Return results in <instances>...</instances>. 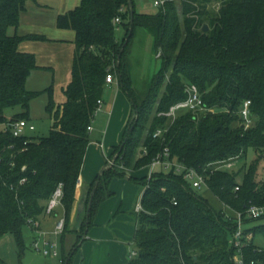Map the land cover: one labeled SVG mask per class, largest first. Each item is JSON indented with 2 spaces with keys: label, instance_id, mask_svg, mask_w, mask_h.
Instances as JSON below:
<instances>
[{
  "label": "trees",
  "instance_id": "1",
  "mask_svg": "<svg viewBox=\"0 0 264 264\" xmlns=\"http://www.w3.org/2000/svg\"><path fill=\"white\" fill-rule=\"evenodd\" d=\"M26 1L0 0V237L12 233L23 246L24 224L29 218L47 215L48 200L62 183L65 228L61 235L76 231L72 252L78 249L87 215L80 230L70 228V218L90 143L88 126L97 115L107 74L112 73L136 116L130 118L121 142L111 151V155L117 154L116 164L106 162L91 184L87 203L99 179L88 227L99 204L112 193L111 180L149 166L169 146L173 160L206 176L207 190L221 206H215L174 167L155 170L151 176L129 174L144 189V210L135 213L138 253L127 264H235L236 248L230 240L236 221L234 216L228 217L223 205L243 210L250 202L264 204V184L257 179L259 161L231 170L221 164L238 160L250 147L260 152L259 158L264 154V0H220L214 13L206 8L210 0H165L155 12L138 10L133 0L131 35L129 0H81L57 17L59 27L76 31L72 80L65 88L66 101L59 105L53 100L51 86L27 88L31 72L39 65L34 53L19 49L22 40L46 36L8 32L18 25ZM116 16L121 18L119 24L114 22ZM121 24L125 33L118 38ZM136 27L151 32L162 59L144 96L138 95L128 61ZM190 83L198 86L204 103L216 111L184 109L174 120L160 114L187 97ZM43 90L50 93L46 109L53 118L48 135L15 136L2 128L3 123L16 119L30 120L31 100ZM246 99L252 102L253 119L247 128L240 114ZM17 106L19 112L6 115L7 108ZM159 127L167 128L164 139L153 135ZM251 229L264 237V222ZM243 251L248 260H264V246L255 240ZM0 264L10 263L0 258Z\"/></svg>",
  "mask_w": 264,
  "mask_h": 264
},
{
  "label": "crops",
  "instance_id": "2",
  "mask_svg": "<svg viewBox=\"0 0 264 264\" xmlns=\"http://www.w3.org/2000/svg\"><path fill=\"white\" fill-rule=\"evenodd\" d=\"M80 2L81 0H27L25 8L20 14L18 25L8 29L11 35L36 33L46 36V39H25L19 43V49L21 51L32 52L36 55L39 65L38 68H35L31 72L27 81V88L29 90H42L52 84L55 87L56 96L60 99L59 101L61 104L66 101L67 97H62L59 93H62V89L65 90L72 80L73 60L76 50V31L72 28L59 27L57 25V17L59 14L73 9ZM138 10L143 11L142 9ZM119 31L121 33L120 25L117 27L118 38H120L118 35ZM115 86L117 88L115 92L116 98L112 106L107 110L110 113V117L106 127L102 130V139H91L86 150L76 187V200L73 207V215H75L74 220L76 219L79 201L84 196H86V199L88 198L91 184L96 179L98 170L102 165L98 151L95 150L94 146L98 144L102 148H105V145L109 144V148L112 151L122 140L123 135H120V130L124 125L126 128L130 120L131 115L125 123H122V121V124L118 122L125 117L126 102L123 101V98H125L123 94L126 95V93L119 86L116 78L113 82H108L106 84L107 89L115 88ZM35 98H33L30 103V121L36 125L34 120L37 116L34 110ZM106 99L107 95L104 93L102 98L103 105L98 113L103 108L105 110L104 104L106 103ZM46 105L47 103L45 104V108ZM119 107H121L122 111L117 119L116 113ZM19 111L20 109H16L15 113ZM116 126L119 127L118 130L116 129L115 131ZM95 130L96 126L93 125V129L90 133ZM29 134L33 135V132H29ZM148 172L149 166L139 170H128L130 175L139 177L148 174ZM117 182H120L119 179L112 180L110 186L112 193L99 204L93 217V224L88 228L86 238L79 242V247L74 253L71 251V260L74 256L73 264H127L131 257V253L136 250L134 248V233L137 221L135 217H130L129 212L132 207H129L139 196L141 197H139V200L142 199L144 189L143 187L139 188L138 185L130 186L129 183L125 184L124 189L117 188ZM60 209L61 211H59ZM133 210L135 214L137 212L136 205L133 206ZM55 211L56 213L44 215L39 219L41 228L48 231L46 235L42 236V246H44L45 240H51V235L57 236L50 233L56 220H53V217L57 218L59 215H63L64 211L61 206L56 208ZM66 234L64 236L65 238ZM38 237V233L36 232L34 239ZM75 241L73 242V240H71L72 247Z\"/></svg>",
  "mask_w": 264,
  "mask_h": 264
},
{
  "label": "rangeland",
  "instance_id": "3",
  "mask_svg": "<svg viewBox=\"0 0 264 264\" xmlns=\"http://www.w3.org/2000/svg\"><path fill=\"white\" fill-rule=\"evenodd\" d=\"M136 1V7L138 9H142L143 11H150V12H155L159 9V5H156L154 3L155 0H135ZM178 3H180L181 0H176ZM200 9L203 8V5L201 3H198ZM221 6V1L220 0H210L206 3V8L208 11L214 13L219 10ZM197 6V9H199ZM121 27V33L120 31L118 32V35L120 38L123 37L125 33V27L123 24L120 25ZM12 29V28H11ZM158 49L153 43V35L151 32H149L147 29L144 27H136L135 29V34L132 37V41L130 44V51H129V56H128V61H129V66H130V71L132 74V79L134 86L136 90L138 91V95L144 96L146 94V91L148 89V86L150 82L152 81L154 75L157 73V71L160 69L162 66V59L158 56ZM52 87V97L56 105L61 104L60 99H58V96H56L55 93V87L54 85L50 84L48 87ZM116 86L115 88H105V95H107L106 103L105 105V110L104 108L96 115L93 125L96 126V130L94 132L90 133V140L91 139H102V130L107 125V122L110 117V113L107 111L115 101V92H116ZM123 93V92H122ZM59 95H62V97H66L65 90L62 89V93H59ZM125 98H123L126 103V111H125V117L123 120H119L118 122L125 123L129 116L132 119L136 116L135 112L136 110L133 108L132 102L125 94H123ZM50 93L46 90H43L36 98H35V113H37L35 117V122H36V129L31 131L33 132V136L35 137H41V136H46L49 134L50 129L53 124V118L50 113H48L47 109L45 108V104L49 100ZM46 101V103H45ZM16 109H20V107H10L5 110L6 115L12 116V114L15 113ZM121 107L118 108V111L116 113L117 119L118 116L121 114ZM97 121V122H95ZM121 123V124H122ZM119 126L115 127L118 130ZM1 129V125H0ZM125 129V125L122 127L120 130L121 134L123 135ZM94 146L95 150L98 151V154L100 156V159L102 161V165L98 170V174L101 170V168L106 164L107 162V156L111 153V149L109 148V144L105 145V148L99 146ZM260 152L256 151L254 148L250 147L246 154L242 157H240L238 160L235 161V164L229 168L231 169H239L241 167H244L246 165H249L253 162L259 161V173L257 172V179L258 177L261 178L263 184H264V154L262 158H259ZM162 166H156L154 170L162 169ZM150 170V168H149ZM119 179L120 182L116 183L117 188H122L124 189L125 184L129 183L130 186L132 185H138L139 188H141V184L138 182L131 180L129 178V173L126 176H115L112 180H117ZM111 180V182H112ZM110 182V186H111ZM240 183V182H239ZM199 192L206 194V196L210 199V201L215 205L220 207V203L216 200V198L207 190V186L203 185L201 188H197ZM140 190V189H139ZM141 195V193H140ZM140 197V196H139ZM139 197L137 200L135 199L133 203L130 205L129 208H131V211L129 212L130 217L134 218V210L133 206H135L140 200ZM141 198V197H140ZM138 201V202H136ZM59 208V207H58ZM133 210V211H132ZM61 211V209L59 210ZM61 213V212H60ZM73 211L71 213V218H70V228L74 226L75 220H74ZM56 218L53 217V220ZM54 222V221H53ZM259 222H264V218L260 220H256L253 222L259 223ZM66 238L62 235L58 236H52L50 237L51 240H56L57 242V249L59 251V254L56 256L53 255H46L44 254L41 250L37 249L34 246V241H35V236L36 232L33 229V227L26 222L23 226L22 230V236H23V242L24 245L20 246L16 236L12 233H7L0 237V257L7 262L11 264H16L21 260V264H68V259L70 258V254L72 251V245H71V240L73 242L76 240V231H68L66 232ZM72 242V243H73ZM76 242V241H75ZM255 242L258 245L264 246V237L262 234H257L255 237ZM79 244V243H78ZM71 245V247H70ZM135 248V245H134ZM74 263V256L73 259L71 260L70 264Z\"/></svg>",
  "mask_w": 264,
  "mask_h": 264
},
{
  "label": "built area",
  "instance_id": "4",
  "mask_svg": "<svg viewBox=\"0 0 264 264\" xmlns=\"http://www.w3.org/2000/svg\"><path fill=\"white\" fill-rule=\"evenodd\" d=\"M165 2V0H155L154 3L156 5H161ZM123 9V8H121ZM121 18L120 16H116L114 18L115 23H120ZM161 51L158 52V56H160ZM115 77L112 73H108L106 77L107 82H113ZM187 97L185 99L179 100L172 104L168 110L160 112V114H164L169 116L172 120H174L180 111L184 109H192L197 112H212L214 113L216 109L214 107H208L203 100L202 93L200 92L198 86L194 83H190L186 87ZM251 100L246 99L243 102V105L240 110V114L242 117L243 125L247 128L249 127L253 119L251 117ZM103 100L98 99V107L95 111V115L98 111L102 108ZM94 121V120H93ZM93 121L89 124L88 129L91 131L93 129ZM2 128L7 130L10 129L15 136L20 135H30L29 132L36 129L35 123L32 121L21 118L16 119L10 122H6L2 124ZM167 131V128L159 127L154 131V137H163L164 133ZM144 153H146V149H144ZM115 155L109 154L107 156V163L108 166H114L115 163ZM236 160L230 159L226 162H223V166L225 167H232L235 164ZM156 166H162L165 169H170L174 167L177 172L183 173L184 177L190 181L191 186L194 188H201L203 185L207 186L206 183V176L192 167H187L185 164L179 161H175L171 158V151L169 146H164L163 149L156 154L153 161L149 165V172L148 175L151 176L152 172H154ZM25 178L21 180L23 182ZM236 190L239 189V185H236ZM62 197H63V184L59 183L56 189L54 190L52 196L48 200L45 212L47 214H52L56 208L62 206ZM224 211L230 217L231 215L234 216V220L236 221V230L234 231L231 237V244L234 248H236V253L234 254L233 260L235 264H264V260L260 259H251L248 260L244 251L243 247L248 243H252L255 240L256 234L251 229L253 227L254 221H246V219H259L264 217V204H256L254 202H250L245 204V208L243 210H236L228 205H223ZM144 210V206L142 201L140 200L136 204V211L140 212ZM28 223L33 227V229L38 233V238L34 241V246L41 250L46 255H53L56 256L59 254L57 249V242L56 240H45L44 246L41 245V239L43 235L48 233L47 230H43L41 228V222L39 219H28ZM256 224V223H255ZM65 228V216L59 215L54 223L53 229L50 233L54 235H61ZM257 250L261 251V247H257ZM137 251L134 250L131 253V256L137 255Z\"/></svg>",
  "mask_w": 264,
  "mask_h": 264
},
{
  "label": "water",
  "instance_id": "5",
  "mask_svg": "<svg viewBox=\"0 0 264 264\" xmlns=\"http://www.w3.org/2000/svg\"><path fill=\"white\" fill-rule=\"evenodd\" d=\"M129 7H130V31H129V35H131L132 30H133L134 13H135L133 0H129ZM204 29L207 30L208 29V25H205ZM119 57H120V55H119ZM102 170L99 173L100 175L102 174ZM98 184H99V179L96 180L95 185L93 186V189H92L91 194H90L89 202L87 203L86 196H84L79 201L78 206H77V214H76L75 224L73 226L75 229H77V230L81 229V226L83 224L84 218L87 215V218L85 220V223H86L87 226L84 229V233L82 235L81 241L86 238V235H87V232H88V228H89L88 227V224H89L88 215H89L90 209L92 207V201H93L94 193H95V191H96V189L98 187Z\"/></svg>",
  "mask_w": 264,
  "mask_h": 264
}]
</instances>
